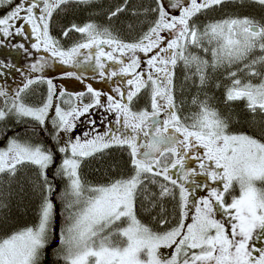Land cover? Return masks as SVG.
Here are the masks:
<instances>
[{"label":"snow or ice","instance_id":"6c2138e0","mask_svg":"<svg viewBox=\"0 0 264 264\" xmlns=\"http://www.w3.org/2000/svg\"><path fill=\"white\" fill-rule=\"evenodd\" d=\"M0 264H264V0H0Z\"/></svg>","mask_w":264,"mask_h":264},{"label":"trees","instance_id":"16d2710c","mask_svg":"<svg viewBox=\"0 0 264 264\" xmlns=\"http://www.w3.org/2000/svg\"><path fill=\"white\" fill-rule=\"evenodd\" d=\"M114 2H116V0H105L106 4ZM5 215H7L10 219L15 220L19 224L29 222L32 217L30 209L26 207V201L24 203H20V198L15 195L11 197V204L8 209H0V218Z\"/></svg>","mask_w":264,"mask_h":264}]
</instances>
